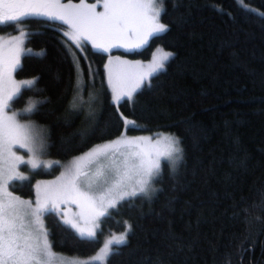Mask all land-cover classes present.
I'll return each mask as SVG.
<instances>
[{
    "label": "trees",
    "instance_id": "16d2710c",
    "mask_svg": "<svg viewBox=\"0 0 264 264\" xmlns=\"http://www.w3.org/2000/svg\"><path fill=\"white\" fill-rule=\"evenodd\" d=\"M163 7L167 32L139 50L112 52L143 61L157 48L174 55L118 104L108 80V53L88 42L82 53L64 35L61 21H21L25 44L34 52L24 54L16 76L39 79L33 89L23 88L12 109L44 127L47 156L70 160L126 128L131 135L170 133L183 149L177 164L163 162L151 195L125 199L102 218L95 239H80L71 226L58 223V213L45 214L52 248L88 256L108 234L131 225L127 243L114 246L107 264H264V0H165ZM16 27L2 24L0 33ZM42 50L46 55H37ZM78 68L87 103L77 100L73 110ZM44 98L42 111L22 112ZM127 119L135 125L126 127ZM58 171L38 170L11 188L33 197L35 180Z\"/></svg>",
    "mask_w": 264,
    "mask_h": 264
},
{
    "label": "snow or ice",
    "instance_id": "6c2138e0",
    "mask_svg": "<svg viewBox=\"0 0 264 264\" xmlns=\"http://www.w3.org/2000/svg\"><path fill=\"white\" fill-rule=\"evenodd\" d=\"M164 2L165 0H97L96 3L88 4L85 0H80L79 4H64L61 0H0V24L14 27L24 17L46 16L50 20H59L68 25L71 31L65 32L64 35L70 37L82 53L81 45L86 41H91L94 48L104 52L117 46L142 48L149 43L150 37L169 30L167 25L160 22L161 15L166 12V8L163 7ZM98 4H102L103 11H96ZM25 35L21 32L20 36L12 37L0 45V264H51L55 254L52 251V243L48 239L49 232L44 227L41 217L44 214H57V199L61 202H66L68 199L81 200L89 206L91 227L81 228L73 221L65 219L62 213L58 223L61 226L70 225L80 239H95V229L98 227L96 221L107 215L109 208H116L119 200H125L128 196H137L140 193L147 196L150 190H154L150 187L151 180L159 175L160 162L142 159L139 169L144 178L139 181L138 189L120 193L119 200L110 199L107 205L104 203L105 197L119 187L120 181L98 198H93L87 191H82L81 185L89 191L93 187L88 173L79 165V161L85 157L75 159L73 167L68 169L62 177L65 183L61 185L55 197L45 193L43 199L38 197L33 206L32 201L21 200L8 193V182L26 179L16 171L20 164L39 168L42 163L34 158L25 160L17 156L13 149L18 145L20 148L27 149L29 153H34L37 146L41 149L45 147L43 139H38L34 132V126L20 123L17 120L20 113L10 107L12 102H17L16 98L21 96L23 88L33 89L39 79L17 82L12 77L14 72L23 71L20 55L25 51H32V49L21 48L23 41L20 37ZM65 48L72 58L74 67H78L79 60L68 48L66 42ZM37 55L44 56L46 53L42 50ZM171 55L174 54H166L165 59ZM163 67L162 63L151 65V72L148 75ZM91 71L89 66V78H91ZM82 75L83 70L78 68V90ZM142 82L143 77L126 91L118 90L113 85V91L116 92L114 102H120L125 97L131 99ZM78 99L82 97L73 98L70 105L73 110L77 108ZM47 102V98L31 102L22 112L38 113L42 111V105ZM9 111L11 115H8ZM126 124L132 127L135 122L126 121ZM87 139L83 138V142L87 143ZM165 139L169 141V147L162 155L166 159L181 161L183 149L179 147V139L174 136L165 137ZM134 143L135 141L132 140L118 138L104 146L94 147L85 156L95 161L102 156L107 157L108 148L116 145L131 146ZM47 166L51 167V163ZM103 174V171H99L96 175L99 177ZM261 206L264 207V201L261 202ZM130 231L131 225L125 233L109 239L101 250L103 255H98L95 259L107 264V257L117 250L113 246L126 244Z\"/></svg>",
    "mask_w": 264,
    "mask_h": 264
},
{
    "label": "rangeland",
    "instance_id": "374dc122",
    "mask_svg": "<svg viewBox=\"0 0 264 264\" xmlns=\"http://www.w3.org/2000/svg\"><path fill=\"white\" fill-rule=\"evenodd\" d=\"M240 3L243 4L244 0H238ZM243 1V2H242ZM88 4L96 3L97 0H85ZM61 3L67 4H79V1L75 0H61ZM159 6V5H157ZM97 12L103 11L102 4H98L96 8ZM37 17V16H36ZM47 18L46 16H38ZM26 18V17H24ZM23 18V19H24ZM59 21V20H58ZM62 22V21H61ZM160 22L165 24L160 17ZM2 25V24H0ZM66 25V24H65ZM166 25V24H165ZM67 26L66 32H70L71 29ZM17 30L11 32V33H0V45H3L5 41L10 40L12 37L20 36V33L23 32L26 35L21 36L20 39L23 41L21 44V48L24 49H30L27 48L25 42L27 38V30L24 28V25L22 22L17 23ZM160 34V33H159ZM69 41L75 45V43L70 39V37L67 36ZM134 39V37H132ZM151 38V37H150ZM149 38V40H150ZM88 43H91V41H86ZM84 43V42H83ZM82 43V45H83ZM81 45V47H82ZM76 46V45H75ZM77 47V46H76ZM93 47V45H92ZM94 48V47H93ZM143 48V47H142ZM79 49V48H78ZM96 49V48H95ZM121 49L128 52L139 50L141 48H129L125 46H117L112 47L109 51L105 52L108 53V59H107V74H108V80L109 84L111 86V89L113 91V85L116 86L118 90H127L130 88L133 84H135L138 80H140L141 77H143V82L141 83V86L145 83L147 79H149L154 73H157L159 71L151 73V75H148L151 72V65H154L156 63H162L163 65L170 59V56L165 59L166 54H173L172 51L166 50L163 48H157L150 60L143 61L140 59H134L127 55L121 54V53H113L112 51ZM99 50V49H96ZM101 52H104L102 50H99ZM31 52H23L20 55V63L22 61V58L24 54L26 53H33ZM12 77L15 81L21 82L25 80H32L34 78H18L16 76V72L12 74ZM135 80V81H134ZM134 82V83H133ZM84 80L81 78V85L79 88V97H82V99H78V101H81V104L87 103L84 101V95L83 92L85 90L84 88ZM140 86V87H141ZM23 90V89H22ZM135 93V92H134ZM133 93V95H134ZM132 95V97H133ZM116 96V92L113 91V101L114 97ZM131 97V98H132ZM126 98V97H125ZM122 101V100H121ZM119 103V102H115ZM10 107L12 109V103L10 104ZM14 110V109H13ZM16 111V110H15ZM19 113L18 111H16ZM8 115H11V111L8 112ZM17 120L22 124H29L34 126V132L36 133L38 139H43V142L45 144V147L41 149L39 146L36 147L34 153H29L27 149L20 148L18 145L13 149V151L16 153L17 156L23 157L25 160L29 159H35L37 162H42L41 166L39 168H32L30 165L26 164H20L16 171L20 174H22L26 179L24 180H18V181H25L32 178L33 174L38 170H52L53 168L57 167L59 169L58 173L51 177H43L36 179L34 182L35 186V195L33 197H24L17 193H15L11 185L15 181H10L7 184V192L11 193L14 197H19L21 200L25 201H32L33 206H35V202L37 198L43 199L45 193H48L55 197L56 193L60 189L61 185L65 183V180L62 179L64 174L68 171V169L73 167L74 161L77 157H85L84 159L79 161V165L83 171H86L89 175L90 182L92 183L93 187L91 191H89L87 188H84L83 185H81L82 191H87L90 196L93 198H98L100 195H103L107 192V190L113 185L116 184L117 181H120V185L118 188L114 189L113 192L105 197V205H107L108 201L110 199H117L119 200V194L123 192H131L134 189H138L139 187V181L142 180L144 177L142 176L139 165L141 163V160H159L160 162V170L162 167V164L164 161H168L171 165H175L178 162L175 161V159H166L162 153L166 152L169 147V141L165 139V137H172L174 135L170 133H159L157 135H150V134H138V135H131L127 133V128L125 129L124 133L110 141H114L118 138H123L125 140H132L135 141V143L131 146H124V145H116L111 148H108L106 151L108 153L107 157H100L98 160L92 161V158L86 157L85 154L88 153L91 149H93L96 146H104L110 141H106L100 144H97L90 148L88 151L81 153L70 160L64 161L58 158H52L50 156H47L45 154V148H46V131L43 126H40L35 120L28 117H21L20 115L17 116ZM127 121H133L128 120ZM126 127L128 125L126 124ZM176 137V136H174ZM177 138V137H176ZM179 147H181L179 143ZM136 153H139V155H135ZM59 163H55V162ZM51 163V167H48L47 165ZM103 171V176H97V172ZM157 176H154L151 180V189L155 190L154 187V180ZM154 190H150L148 195H151ZM143 194V193H140ZM135 197V196H128L126 199ZM123 200H119L117 206L122 202ZM57 206H58V214L60 216V213L63 214V217L67 220H71L74 223H76L81 228H89L92 226V220L90 219V209L89 206L84 203L81 200H73L68 199L66 202H61L60 199L56 200ZM116 206V207H117ZM112 208L108 209V213L110 212ZM104 216L100 217L96 223L98 224V227L95 229L96 236L98 235V232L101 227V220ZM43 225L47 229L46 221H45V214L42 215ZM70 226V225H69ZM75 230V229H74ZM128 230V228L121 232V233H110L108 234L105 239L104 243L101 246V248L96 251L95 253L88 255V256H77V255H70L62 252L55 251L52 248L53 253L55 254L52 258L51 264H94V263H100L103 264L101 260L95 259L98 255H103L101 250L104 248V245L107 243L109 239H111L113 236H118L123 233H125ZM48 231V230H47ZM129 233V232H128ZM48 239L50 241V238L48 236ZM128 239V238H127ZM51 242V241H50ZM115 246V245H114ZM113 246V247H114ZM107 257V262H108Z\"/></svg>",
    "mask_w": 264,
    "mask_h": 264
},
{
    "label": "crops",
    "instance_id": "0c3cea01",
    "mask_svg": "<svg viewBox=\"0 0 264 264\" xmlns=\"http://www.w3.org/2000/svg\"><path fill=\"white\" fill-rule=\"evenodd\" d=\"M135 81V80H134ZM134 83V82H133Z\"/></svg>",
    "mask_w": 264,
    "mask_h": 264
},
{
    "label": "bare ground",
    "instance_id": "6f19581e",
    "mask_svg": "<svg viewBox=\"0 0 264 264\" xmlns=\"http://www.w3.org/2000/svg\"><path fill=\"white\" fill-rule=\"evenodd\" d=\"M167 50V49H166Z\"/></svg>",
    "mask_w": 264,
    "mask_h": 264
}]
</instances>
